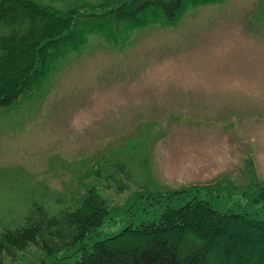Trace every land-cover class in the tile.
<instances>
[{
    "label": "rangeland",
    "instance_id": "rangeland-1",
    "mask_svg": "<svg viewBox=\"0 0 264 264\" xmlns=\"http://www.w3.org/2000/svg\"><path fill=\"white\" fill-rule=\"evenodd\" d=\"M124 41L90 37L44 98L0 110V225L34 202H76L99 159L126 190H105L117 212L96 239L152 219L159 206L144 199L149 214L133 212L146 188L264 183V0L199 6Z\"/></svg>",
    "mask_w": 264,
    "mask_h": 264
},
{
    "label": "trees",
    "instance_id": "trees-1",
    "mask_svg": "<svg viewBox=\"0 0 264 264\" xmlns=\"http://www.w3.org/2000/svg\"><path fill=\"white\" fill-rule=\"evenodd\" d=\"M224 2L0 0V110L44 98L60 63L82 52L92 36L125 48L134 30L175 27L190 9ZM101 165L99 159L78 180L85 191L76 202L58 197L55 210L34 202L17 225L4 221L0 264H264L263 182L254 178L237 190L221 183L146 188L137 192L133 212L149 214L143 202L161 210L96 239L117 212L105 190H126L122 181L104 177ZM119 166L123 171L125 164Z\"/></svg>",
    "mask_w": 264,
    "mask_h": 264
}]
</instances>
